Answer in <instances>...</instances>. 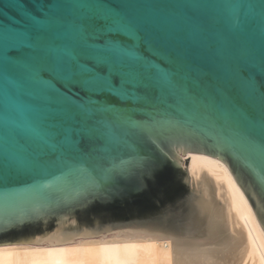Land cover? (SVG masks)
<instances>
[{"label": "water", "instance_id": "obj_1", "mask_svg": "<svg viewBox=\"0 0 264 264\" xmlns=\"http://www.w3.org/2000/svg\"><path fill=\"white\" fill-rule=\"evenodd\" d=\"M94 14L135 25L120 30L143 44L138 55L151 77L93 53L108 64V75L87 81L90 93H106L99 99H76L66 78L67 90L40 78L22 87L19 58L9 53L26 31L50 27V39L99 50L89 40L103 34L91 26L84 34L80 23ZM21 94L30 113L17 103ZM29 116L61 137L55 158L46 140L21 130ZM73 133L100 141L75 153ZM192 153L228 162L264 231V0H0V246L127 227L200 233L215 213L216 186L203 172L201 183L189 178ZM33 160L38 166L23 167Z\"/></svg>", "mask_w": 264, "mask_h": 264}, {"label": "bare ground", "instance_id": "obj_2", "mask_svg": "<svg viewBox=\"0 0 264 264\" xmlns=\"http://www.w3.org/2000/svg\"><path fill=\"white\" fill-rule=\"evenodd\" d=\"M189 178L216 186L215 213L200 233L127 227L67 242L1 245L0 264H264V231L228 162L188 154Z\"/></svg>", "mask_w": 264, "mask_h": 264}, {"label": "snow or ice", "instance_id": "obj_3", "mask_svg": "<svg viewBox=\"0 0 264 264\" xmlns=\"http://www.w3.org/2000/svg\"><path fill=\"white\" fill-rule=\"evenodd\" d=\"M80 23L83 26L84 34H87L90 26L98 29L103 34L99 40H89V43H98L103 45V48L99 50L88 48L82 40L62 43L50 39V32L53 30L50 27L40 31L33 27L26 31L21 47L13 49L9 53L11 56L19 58V63L14 67L17 79L22 87H27L33 82V79L40 78L52 80L59 88L67 90L64 84L66 78L72 89L69 94H79L75 96L76 99H79L80 96L87 97L89 95L99 99L106 93H90L87 81L95 74L108 75V64L104 59L100 62L89 59L88 57L93 53H98L102 58L121 65L123 72L130 73L141 80L151 77L145 73L143 61L139 59L138 55L139 52L143 51V44L136 48V41L120 30L121 25H126L130 29L135 28V25L127 18L119 15L105 18L94 14ZM108 41L111 43H108ZM121 79L122 77L118 72H113L110 76L111 86L120 87ZM125 87H128V85H125ZM139 90L137 89V91ZM17 103L26 113L31 112L32 101L28 96L21 94L17 97ZM21 130L39 138L40 141L46 140L48 142L46 148L48 149L49 158H55L56 149L52 146L60 147L59 140L61 137L51 134L53 130L49 129L46 120L29 116ZM20 140L25 143L22 136H20ZM72 140V152L80 154L87 153L86 142L100 141L98 137L90 136L87 133H81L78 140L76 134L73 133ZM38 164L39 161H26L23 167L35 168Z\"/></svg>", "mask_w": 264, "mask_h": 264}]
</instances>
